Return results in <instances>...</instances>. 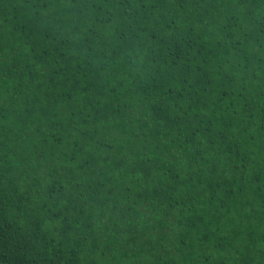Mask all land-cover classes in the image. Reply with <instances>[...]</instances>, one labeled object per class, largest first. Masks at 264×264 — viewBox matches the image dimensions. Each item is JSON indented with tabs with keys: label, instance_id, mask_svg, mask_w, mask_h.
Returning a JSON list of instances; mask_svg holds the SVG:
<instances>
[{
	"label": "trees",
	"instance_id": "16d2710c",
	"mask_svg": "<svg viewBox=\"0 0 264 264\" xmlns=\"http://www.w3.org/2000/svg\"><path fill=\"white\" fill-rule=\"evenodd\" d=\"M0 264H264V0H0Z\"/></svg>",
	"mask_w": 264,
	"mask_h": 264
}]
</instances>
